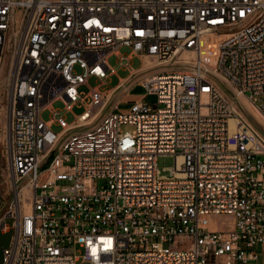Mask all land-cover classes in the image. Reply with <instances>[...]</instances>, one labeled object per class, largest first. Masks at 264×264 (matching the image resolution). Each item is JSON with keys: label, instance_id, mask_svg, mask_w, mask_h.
<instances>
[{"label": "built area", "instance_id": "2783aa9c", "mask_svg": "<svg viewBox=\"0 0 264 264\" xmlns=\"http://www.w3.org/2000/svg\"><path fill=\"white\" fill-rule=\"evenodd\" d=\"M111 55L129 74L104 88ZM0 70L2 264H264V135L238 100L264 118V0H0Z\"/></svg>", "mask_w": 264, "mask_h": 264}, {"label": "rangeland", "instance_id": "374dc122", "mask_svg": "<svg viewBox=\"0 0 264 264\" xmlns=\"http://www.w3.org/2000/svg\"><path fill=\"white\" fill-rule=\"evenodd\" d=\"M119 51H120V53L127 55L130 52V48L127 46H121ZM144 62H145L144 59H141L138 56H133L129 60V64L131 65V67L133 69H136V70L138 68H140ZM108 63L111 67H113L115 69L116 74H113L110 77H108V79L106 81V85L104 86V88L113 87L117 83L119 77H127L129 74V70L125 69L120 64H118L116 55H111L108 58ZM172 67L173 68H181L182 66L174 65V66L161 67V68H158L155 70H151L150 72L161 71L163 69L172 68ZM75 69L77 71H80L78 66H76ZM1 73H2V71L0 70V101H1V95H2L1 91L3 89L2 87H3V82H4V79L2 78ZM96 84H97V82L93 77H90L88 79V85L89 86L92 87V86H95ZM221 86H222V88H225L228 90V87L226 84L222 83ZM80 90L87 91L88 86L82 85L80 87ZM143 91H144V88L141 86H138L137 88H134L132 92L136 93V94H141V93H143ZM228 91L229 92H227V94H234L233 90L231 88H229ZM117 97H118V95L117 96L113 95L110 98L106 110H109V108L113 105V103L117 99ZM125 99L126 98H121L122 102L125 101ZM146 100L153 101L154 97L148 96L146 98ZM238 100H239L240 106L243 108L244 113L247 116V118L253 124H255V127L264 135V126L258 124L255 121L253 116L248 115V113L246 112L245 107L243 105L242 99H240L238 97ZM52 106H53V108L61 111V113L65 117V120L68 123L72 122L74 120L75 115L80 114L84 110V107L82 105H80L79 103L74 105L71 111L65 110L64 109V103L61 100H57V101L53 102ZM126 106H127L126 103H120L118 107L119 108H125ZM0 116H1V118L4 117L1 121L2 123H0V217H1L4 214V212L7 210L8 205L11 202V199L13 198V191L9 185V176H8V168H7L6 153H5L6 152V143H7L6 119L4 116V110L2 109L1 103H0ZM50 117H51V113L48 109L43 110L41 112V118L44 121L49 120ZM127 128H128L127 126H121V130H125ZM51 129L54 132H59L61 130V127L59 125H57L56 123H54V124H52ZM157 164H158L159 169L161 170V174H168L167 170H169V168L174 166V156L173 155L160 156L157 160ZM213 221H215V223L219 224L218 227L225 228L228 226V222L231 221V217L220 215L217 217H213ZM6 223L10 227H12V219L10 217H8L6 219ZM13 235H14L13 228H10L8 230L0 229V264L3 263V250L6 248H9L11 246ZM76 264H87V263L83 262V261H78Z\"/></svg>", "mask_w": 264, "mask_h": 264}, {"label": "bare ground", "instance_id": "6f19581e", "mask_svg": "<svg viewBox=\"0 0 264 264\" xmlns=\"http://www.w3.org/2000/svg\"><path fill=\"white\" fill-rule=\"evenodd\" d=\"M208 60H209L210 62L214 61V59L212 60V58H208ZM151 65H152V63H151L150 61L145 60V62H144V66H143V67H144V69H147V68L151 67ZM1 81H2V80H1ZM2 82H3V81H2ZM238 97H239L240 99H242V101H243V105H244L245 110H246V112L248 113V115L253 116L254 119H255V121H256L258 124L264 126V118H263V116H262L260 113H258L256 110H254V108L250 105V103L246 100L245 97H243V96H241V95H239ZM3 118H4V117H3ZM3 118H1V116H0V123H2L1 121H2ZM254 125H255V124H254ZM258 126H259V125H258Z\"/></svg>", "mask_w": 264, "mask_h": 264}, {"label": "crops", "instance_id": "0c3cea01", "mask_svg": "<svg viewBox=\"0 0 264 264\" xmlns=\"http://www.w3.org/2000/svg\"><path fill=\"white\" fill-rule=\"evenodd\" d=\"M146 73H148V71H145L144 72V74H146ZM119 78H125V77H119ZM119 85V79H118V81H117V83L113 86V87H116V86H118ZM139 85H137V86H135L134 88H137ZM113 87H110V88H113ZM133 88V89H134ZM133 89L132 90H130L128 93H126V94H122V91H118L116 94H115V96H119L120 94H122L121 96V98H126L125 99V101H123V103H126L127 101H130V100H132V99H134L137 95H140V94H136V93H133L132 91H133ZM142 94V93H141ZM122 101V100H121Z\"/></svg>", "mask_w": 264, "mask_h": 264}]
</instances>
